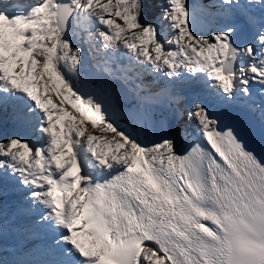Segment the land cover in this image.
I'll return each instance as SVG.
<instances>
[{
    "label": "snow or ice",
    "instance_id": "obj_1",
    "mask_svg": "<svg viewBox=\"0 0 264 264\" xmlns=\"http://www.w3.org/2000/svg\"><path fill=\"white\" fill-rule=\"evenodd\" d=\"M153 5L0 0V106L18 108L38 134L0 130V174L41 209L37 223L60 257L48 264H264V160L242 132L195 103L188 118L199 142L183 154L171 138L138 142L85 91L72 46L76 28L91 48L127 51L130 63L170 80H202L224 103L251 100L253 85L264 97V0L219 2L244 16L247 37L232 26L196 34L187 0H164L171 35L162 37L142 19Z\"/></svg>",
    "mask_w": 264,
    "mask_h": 264
},
{
    "label": "bare ground",
    "instance_id": "obj_2",
    "mask_svg": "<svg viewBox=\"0 0 264 264\" xmlns=\"http://www.w3.org/2000/svg\"><path fill=\"white\" fill-rule=\"evenodd\" d=\"M125 58V56H124ZM83 66L88 67L89 63L84 62ZM99 67H101V69L106 72L105 74H101ZM83 74H79V78H81ZM98 75H104V79H100L97 81V76ZM87 76L89 79L96 81V84H102L105 88L106 91H109L110 93H113L114 91H116V95L119 98V102L120 105L119 107H116L114 105H110L109 106V111L111 113L116 114L118 112V109H129V108H133L134 107V103L137 102L139 104H143L146 105L148 101L151 100L149 96V94L146 93L145 90H140L141 92H145L146 95L144 96L142 93H139L138 95H135L134 93H132V88L130 87V85L128 84V82H126L124 79H122V82L119 81L116 77V73L112 71V68L103 65L101 63V61H99L97 64L92 65L88 70H87ZM81 81V80H80ZM82 82V81H81ZM88 87L91 85V81H89L87 83ZM87 87V88H88ZM167 92V91H166ZM131 95L134 96L132 99L133 101H131ZM176 99V101H179L181 99V97H176L174 98ZM243 97L240 98L238 101L241 102L243 101ZM249 111H253L250 110V107H245V112H249ZM257 110H255L256 112ZM180 113L178 111H175L173 113V115L175 117H180ZM146 115L149 116V113L146 112ZM161 117V116H160ZM153 117H147L145 121H143L142 123V127L144 128L146 123L148 124L149 122H147L148 120L152 119ZM160 122L165 125V129H164V133L166 135V138H171L175 141V143H179L181 141H187V142H191L190 141V134L186 133H181L182 130L179 128L178 123H175V127H171L172 124H169L168 121L170 118H173V116H165V117H161ZM128 120L122 118L119 125H117L116 127L120 130V131H124L125 133L129 134L131 137H135L136 135V131L134 130L136 124L133 125H128V130L125 131L124 130V126L127 125ZM191 128H197V126L195 125V123L193 121H191ZM158 126H160L159 123H157ZM176 129H179V131H177ZM32 134H35L34 129L31 131ZM137 140V139H136ZM138 142H143V140H137ZM152 141V138H149V140L147 141V143H150ZM261 160H264V158H259ZM12 183H16L19 184V182L15 179H13L11 181ZM6 184V183H5ZM7 185V184H6ZM20 188L22 189L23 193L28 192V189H25L22 185H20ZM14 218V217H13ZM12 218V220H13ZM11 220V221H12ZM8 233H6V235L8 236L9 239V250L12 252V259L16 260L19 257V254L21 252V250L23 248H29L31 250V254L34 255L35 252H37L38 250H42L43 252H47V249H42L41 246L39 245L37 238L35 236V231L36 229H32V230H23L19 227V225H12V227H8L6 230ZM2 233V232H1ZM3 234V233H2ZM25 238H29L33 240V244L31 246H27L24 243V239ZM12 248V250H11ZM14 248V249H13ZM16 248V249H15Z\"/></svg>",
    "mask_w": 264,
    "mask_h": 264
},
{
    "label": "rangeland",
    "instance_id": "obj_3",
    "mask_svg": "<svg viewBox=\"0 0 264 264\" xmlns=\"http://www.w3.org/2000/svg\"><path fill=\"white\" fill-rule=\"evenodd\" d=\"M207 2V1H206ZM211 9H214V8H211ZM116 23H121V21H119V20H117L116 21ZM196 23H198V22H196ZM203 23V22H202ZM209 28V30L211 31V30H214L210 25H208L207 23H205L204 24V26L202 27V29H201V31H200V33H199V35H206V34H208V31L206 30V29H208ZM72 46L75 48V47H79L80 49H81V51H82V48H81V42H80V37L79 36H77L76 34L75 35H73V37H72ZM123 55L125 56V58H127L128 56H127V53L126 52H124L123 53ZM88 58H91V57H88ZM87 58V59H88ZM83 64H84V62H83ZM94 65V64H93ZM83 66V65H82ZM81 67V66H80ZM142 90H144V89H142ZM176 111H178V112H180L179 110H176ZM180 116H182V114L180 113ZM176 122L178 123V125H179V121L178 120H176ZM191 126H192V124H191ZM179 128H180V126H179ZM185 136H186V133H185ZM2 214L0 215V223H1V218H2ZM0 232H1V227H0ZM2 237V235L0 234V238ZM9 240L7 241L6 239H0V244L1 245H4V246H6V247H9L10 246V244H9ZM8 260H9V258H8Z\"/></svg>",
    "mask_w": 264,
    "mask_h": 264
},
{
    "label": "trees",
    "instance_id": "obj_4",
    "mask_svg": "<svg viewBox=\"0 0 264 264\" xmlns=\"http://www.w3.org/2000/svg\"><path fill=\"white\" fill-rule=\"evenodd\" d=\"M156 1L157 2H161V0L160 1L159 0H156ZM152 9H153V12L155 13L154 9L157 10L158 7L156 5H153L152 7H150L148 9V11H147V15L144 18H146V19H152L154 17L153 14H152V11H151Z\"/></svg>",
    "mask_w": 264,
    "mask_h": 264
}]
</instances>
